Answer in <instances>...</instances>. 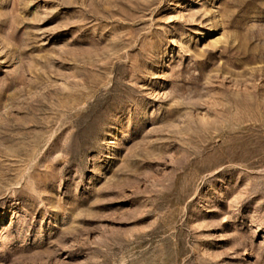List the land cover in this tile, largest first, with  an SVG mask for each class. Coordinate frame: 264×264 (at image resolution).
Here are the masks:
<instances>
[{
	"label": "rangeland",
	"instance_id": "374dc122",
	"mask_svg": "<svg viewBox=\"0 0 264 264\" xmlns=\"http://www.w3.org/2000/svg\"><path fill=\"white\" fill-rule=\"evenodd\" d=\"M0 264H264V0H0Z\"/></svg>",
	"mask_w": 264,
	"mask_h": 264
}]
</instances>
